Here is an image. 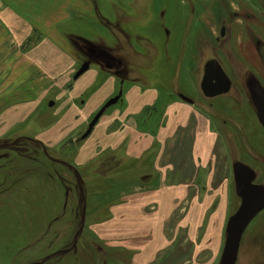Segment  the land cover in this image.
<instances>
[{
  "label": "rangeland",
  "instance_id": "obj_1",
  "mask_svg": "<svg viewBox=\"0 0 264 264\" xmlns=\"http://www.w3.org/2000/svg\"><path fill=\"white\" fill-rule=\"evenodd\" d=\"M89 3L81 19L65 24L81 62L95 64L94 47L108 49L113 60L99 58L112 62L118 81L155 86L163 102L175 95L197 101L211 120L216 148L208 166H197L193 131L184 129L166 150L172 185L187 189L189 198L166 221V247L154 258L147 247L153 231L142 222L117 225L111 210L112 202L121 203V190L151 185L141 178L155 173L152 167L120 155L114 165L107 164V154L81 161L88 141L81 143L80 136L87 129L59 146L55 139L42 146L37 135L56 121L53 112L35 124L0 129V264H205L218 251L220 264L228 221L243 201L241 187L264 183V31L254 26L264 28V1ZM208 59L221 65L229 91L224 85L215 93L205 90ZM196 205L199 219L185 226L187 210ZM236 264H264V210L244 232Z\"/></svg>",
  "mask_w": 264,
  "mask_h": 264
},
{
  "label": "crops",
  "instance_id": "obj_2",
  "mask_svg": "<svg viewBox=\"0 0 264 264\" xmlns=\"http://www.w3.org/2000/svg\"><path fill=\"white\" fill-rule=\"evenodd\" d=\"M89 1L93 0H0V129L35 124L36 119L53 112L56 121L48 129L55 131L47 129L37 135L42 146L52 139L53 145L59 146L66 136L87 129L80 136L81 143L88 141L77 156L81 161L107 154V164L114 165L120 155L127 163L152 167L155 173L141 178L151 185L136 191L121 190V203L112 202L111 210L119 216L117 225L128 221L136 227L142 222L153 231L147 247L155 258L166 247V221H171L172 213L189 198L187 189L178 190L172 185V162H164L166 150H171L179 133L191 129L196 165L208 166L217 137L209 116L197 101L175 95L163 102L164 97L155 86L118 81L111 72L114 67L109 60L113 58L108 49L94 47L96 63L81 62L68 39L72 31L65 24L81 19L80 13L85 5H90ZM107 5L111 3L108 1ZM254 26L264 31L261 24ZM78 47L81 52L83 46ZM100 54L110 55L111 59L99 58ZM210 62H205V69ZM85 64H89L88 69L76 77ZM230 89L231 85L227 91ZM114 97L118 100L112 103ZM50 100L51 109L44 110V103ZM196 207L187 210L185 226L199 219L200 210ZM220 253L210 255L206 263L216 264Z\"/></svg>",
  "mask_w": 264,
  "mask_h": 264
},
{
  "label": "water",
  "instance_id": "obj_3",
  "mask_svg": "<svg viewBox=\"0 0 264 264\" xmlns=\"http://www.w3.org/2000/svg\"><path fill=\"white\" fill-rule=\"evenodd\" d=\"M222 34H224V30ZM213 63L210 62V64ZM88 67L87 64L83 65L78 70L76 77L83 74ZM218 68L220 69L224 86L227 89L230 87V80L222 68ZM117 100L118 98L113 99L112 103H115ZM240 190L243 201L237 212L228 221V236L220 264H236L244 232L258 213L264 210V183L257 186H243Z\"/></svg>",
  "mask_w": 264,
  "mask_h": 264
},
{
  "label": "flooded vegetation",
  "instance_id": "obj_4",
  "mask_svg": "<svg viewBox=\"0 0 264 264\" xmlns=\"http://www.w3.org/2000/svg\"><path fill=\"white\" fill-rule=\"evenodd\" d=\"M222 85H224V82L222 80L220 69L213 63L206 71V75L203 80V86L207 92L215 93L220 91V87ZM223 87V89H226L225 86Z\"/></svg>",
  "mask_w": 264,
  "mask_h": 264
}]
</instances>
